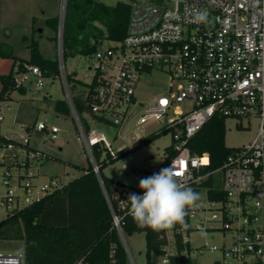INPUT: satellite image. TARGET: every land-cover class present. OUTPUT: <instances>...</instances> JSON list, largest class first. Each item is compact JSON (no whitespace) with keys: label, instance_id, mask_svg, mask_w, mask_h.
Returning <instances> with one entry per match:
<instances>
[{"label":"built area","instance_id":"obj_1","mask_svg":"<svg viewBox=\"0 0 264 264\" xmlns=\"http://www.w3.org/2000/svg\"><path fill=\"white\" fill-rule=\"evenodd\" d=\"M196 10H207V23L194 20ZM108 41L103 46L102 40L92 53L95 62L92 80L84 89V115L96 123L123 127V133L131 125L148 122L156 125L151 134L168 132L171 141L160 170L172 166L178 184L200 195L188 211L186 226L159 231L162 253L154 255L155 264H166L168 256L178 251V243L179 251L190 258L217 251L219 256L213 260L217 264H264V0H146L131 6L125 36ZM57 44L65 100L128 262L135 264L121 228L123 217L130 216L127 200L134 190L120 186L112 193L105 190L98 161H108L115 151L104 134L92 133L87 118L86 132L75 111L62 67L61 25ZM26 68L36 76V85H41L39 66ZM153 70L166 73L169 82L165 93L143 103L135 91L142 75ZM215 115L255 118L258 127L250 142L233 148L220 166L206 169L207 159L192 153L188 141ZM32 128L51 140L57 137L58 127L46 120ZM20 142L28 144L29 139L21 134ZM23 151L22 158L0 152L4 217L61 185L56 177L37 184L29 162L36 152ZM217 171L219 186L214 183ZM200 230L218 233L219 243L205 241L190 247L191 232ZM0 264H23V257L0 254Z\"/></svg>","mask_w":264,"mask_h":264},{"label":"trees","instance_id":"obj_2","mask_svg":"<svg viewBox=\"0 0 264 264\" xmlns=\"http://www.w3.org/2000/svg\"><path fill=\"white\" fill-rule=\"evenodd\" d=\"M131 6L122 1L107 5L97 0H65L61 24L62 60L67 55L92 54L104 39L121 40L126 34ZM46 23L54 32L57 31V17L47 19ZM51 39L57 41V36L54 35ZM0 53L12 57L9 72L0 75L1 100L8 99L9 93L14 89L24 91L13 76L14 73L26 70L24 63L38 65L43 76L59 74L57 58L42 57L36 44L30 45L28 60L13 56L10 50L0 49ZM65 76L75 111L84 130L88 132L89 125L84 115L87 112V97L73 95L70 91V88L75 86V82L83 87L88 84L75 79L72 73H65ZM72 81L73 84L69 85ZM53 109L56 113L66 116L71 114L65 99L55 100ZM32 126H28L27 129H31ZM160 134L141 137L130 147L116 150L113 156H109L108 161H98L100 178L108 193H112L119 186L123 188L126 186L104 176L101 168L128 151L148 144ZM9 144L24 150L32 149L27 143L0 135V147ZM188 146L192 153L207 159L204 166L206 169L220 166L233 150L224 144V117L215 115L206 121L189 139ZM165 161L164 158L162 164ZM162 164L153 173L159 172ZM141 191L143 190L140 187L134 189L137 195ZM121 228L124 235L144 232L146 264H155L152 255L162 253L163 240L158 237L159 232L138 227L128 215L123 217ZM0 239H16L23 242V264H75L77 261H80V264H129L125 247L113 225L102 187L89 160L88 166L78 176L61 183L59 187L46 192L38 200L0 219ZM180 248L181 244L178 243V251L168 256L166 264H197L190 257L183 255L179 251Z\"/></svg>","mask_w":264,"mask_h":264},{"label":"rangeland","instance_id":"obj_3","mask_svg":"<svg viewBox=\"0 0 264 264\" xmlns=\"http://www.w3.org/2000/svg\"><path fill=\"white\" fill-rule=\"evenodd\" d=\"M65 0H0V49L10 50L11 54L20 59H29L30 45L36 44L38 51L44 58L59 61L57 41L59 27L62 24ZM107 5H113L117 1L138 5L146 0H97ZM51 17L58 18L57 31L54 32L46 23ZM110 42L104 39L103 46ZM93 54L74 56L67 55L62 61L65 73H72L75 79L82 83H89L93 77ZM25 67L29 64L24 63ZM12 65V57L0 53V75L7 74ZM18 85L24 91L17 89L9 93V98L0 101V113L3 119L0 121V135L20 141V135L29 139L28 147L36 152V157L30 159V170L35 175L37 184L46 182L48 178H58L65 183L83 172L88 166V159L84 144L75 128L72 115L66 116L56 113L53 103L57 99H65L60 73L52 76H41V85H36V76L27 68L13 75ZM168 76L159 70L143 74L136 88L138 101L147 103L151 98L160 93H165ZM0 80V88H1ZM73 81L69 83L72 85ZM75 86L70 88L73 95H84L85 87ZM8 106V108L6 107ZM91 125L92 133L104 134L111 144L113 151L122 147H130L133 142L141 137L148 136L156 125L145 123L133 127L132 125L123 133L124 128H116L106 124L96 123L90 117L85 116ZM46 120L48 124L58 127L57 137L53 140L43 132H36L33 128L27 129L37 121ZM33 127V126H32ZM258 120L255 118H225L224 119V144L235 148L247 144L255 136ZM123 133V136L120 135ZM117 134V136H116ZM170 134L161 133L148 144L130 150L123 156L101 168L104 176L111 178L126 186L129 191L139 187L141 178L148 177L156 172L165 158V148L170 145ZM24 149L13 146L10 149L0 147L1 151L16 153L23 157ZM126 164V168L125 165ZM219 172L214 173L215 185L219 186ZM20 192V190H18ZM35 195V190L32 192ZM4 212L0 209V219ZM127 250L131 253L135 264H146L144 232H133L124 236ZM208 241L219 243L218 233L209 231H192L190 234V247ZM0 254L20 255L23 257V242L16 239H0ZM219 252L205 251L201 254L191 255V259L197 264H211ZM154 258V255H152Z\"/></svg>","mask_w":264,"mask_h":264},{"label":"clouds","instance_id":"obj_4","mask_svg":"<svg viewBox=\"0 0 264 264\" xmlns=\"http://www.w3.org/2000/svg\"><path fill=\"white\" fill-rule=\"evenodd\" d=\"M194 20L207 23V10H196ZM139 187L143 190L142 195L130 193L128 196L129 215L138 227L150 228L155 232L173 228L177 224L186 226L190 207L200 200L199 193L191 187L178 184L172 166L141 178Z\"/></svg>","mask_w":264,"mask_h":264},{"label":"water","instance_id":"obj_5","mask_svg":"<svg viewBox=\"0 0 264 264\" xmlns=\"http://www.w3.org/2000/svg\"><path fill=\"white\" fill-rule=\"evenodd\" d=\"M64 6H65V1H64ZM63 15H64V14H63ZM62 21H63V18H62ZM62 21H61V22H62Z\"/></svg>","mask_w":264,"mask_h":264}]
</instances>
